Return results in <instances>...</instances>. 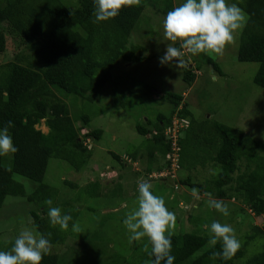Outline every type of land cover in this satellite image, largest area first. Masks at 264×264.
<instances>
[{
	"label": "trees",
	"instance_id": "1",
	"mask_svg": "<svg viewBox=\"0 0 264 264\" xmlns=\"http://www.w3.org/2000/svg\"><path fill=\"white\" fill-rule=\"evenodd\" d=\"M161 1L163 5L173 4V0ZM237 3L248 14L238 58L240 61L260 63L254 82L264 88V0H237ZM94 7L93 0H78L74 8L62 0H0V53L7 49V34L22 45L20 52L9 62H0V129L8 121L12 122L9 134L18 148L13 154L11 167L4 163V156H0V212L8 195L25 196L34 205L30 210L33 224L54 244L63 243L67 231L60 230L59 226L53 227L49 217L44 216L49 207L45 200L51 199L52 206L58 207L55 205L57 190L45 182L49 161L56 157L81 170L92 156L86 139L92 137L98 140L103 135L102 129L90 127L91 117L87 114L80 115L82 125H77L70 105L62 95L73 94L95 100L119 62L143 59L139 53L143 47L132 45L129 49V43L145 3L125 7L117 17L99 23L93 22ZM3 25L7 26V32ZM26 48L43 61L42 67H34L30 60L26 64L22 62V58H28V54L26 56L24 53L25 57L21 52ZM206 59L216 71L222 72L215 59L209 56ZM196 77V70L185 65L183 80L192 85ZM167 98L174 105L170 116L159 114L153 128L140 123L136 125L137 131L149 141L148 148L143 143L146 152L140 147L127 155L136 161L147 153L150 164L145 171H153V164L157 161L156 152L171 157L172 144L167 140L165 131L172 124L174 116H178L188 122V126L181 130L178 142L179 169L184 167L187 159L189 152L186 153V150L193 149V153L197 154L211 148L213 151L209 159L214 166L221 168L217 176L204 184L193 182L190 176L181 178L180 184L197 188L200 192H209L221 199L238 198L255 215H264V141L218 121L213 123L215 132L195 134V127L199 123L184 100L185 95L169 92ZM42 120L49 127L47 133L36 127ZM183 132L185 136L181 135ZM112 154L122 165L125 164L121 155ZM168 165L171 166L169 159ZM15 174L37 183L33 192L27 193L25 185L14 178ZM64 184L79 187L70 179H64ZM97 185L98 182L93 181L86 188L90 186L88 190H92ZM83 191L87 190L83 187L75 197L65 200L63 208L67 210L64 213L73 217L69 227L78 215V210L71 206L82 201ZM251 230L234 257L228 260L221 257L214 261L210 257L213 252L222 250V242L207 246L210 236L193 230L174 234V264H264V226L253 225ZM255 239L262 240V248L255 252L249 248L248 253V245ZM143 256L142 264H145L150 257L147 253ZM84 258H76L77 262L73 264L101 263L95 255L86 260ZM123 261L124 264H133L131 258ZM42 264L71 263L52 251L43 257Z\"/></svg>",
	"mask_w": 264,
	"mask_h": 264
},
{
	"label": "rangeland",
	"instance_id": "2",
	"mask_svg": "<svg viewBox=\"0 0 264 264\" xmlns=\"http://www.w3.org/2000/svg\"><path fill=\"white\" fill-rule=\"evenodd\" d=\"M62 1L72 8L78 5V0ZM141 2L145 3V9L131 34L129 49L132 45L143 47L139 52L143 59L138 62H119L95 100L90 101L73 94L62 95L69 103L77 125H82L80 115L87 114L91 117L90 127L103 130L100 139H86L85 143L92 151V156L84 168L76 170L66 160L53 157L45 176V182L57 190L55 205L62 213L67 210L63 208L65 200L75 197L76 192L83 187L87 190L83 191L82 201L71 206L78 210L74 223H79L81 232H73L70 226L63 243H52V251L59 253L71 264L77 262L76 258L85 256L87 259L92 255L99 259L100 264H124L123 260L126 258H131L133 264L143 263L145 252L142 248L149 243L147 237L130 242V233L123 224L126 213L137 206L138 184L141 180L151 183L153 193L162 196L167 208L175 213V234L193 230L210 236L206 226L219 221L233 227L237 239L244 245L253 225L264 226V215H255L240 199H221L212 194V198L223 200L227 205L230 214L225 217L208 206V196L205 193L209 192L199 191L197 199L192 195V187L180 184L181 178L186 176L192 177L195 183L204 184L218 175L213 174V171L221 169L220 166H214V162L209 159L213 148L197 154L193 153V149L186 150L189 153L186 154L187 159L181 169L178 166L177 150L173 151L171 157L169 154L165 157L156 152L157 161L151 172L145 171L150 164L147 153L136 161L127 155L145 146L143 143L148 148L149 141L137 131V123L153 128L159 114H172L174 105L167 98L169 92L185 95L184 100L199 123L195 127V134L215 132L213 123L218 121L264 141V88L254 82L260 63L239 60L243 30L237 34L235 44L229 46L222 57L203 53L193 56L186 53V64H192L190 67L197 74L196 80L189 85L182 78L184 67L179 70L173 65L160 63V57L164 56L167 44L170 43L164 38L163 20L169 11L184 0H173L172 5H163L161 0ZM228 3L238 5L237 0H228ZM246 15L248 18L247 13ZM3 28L8 31L6 25ZM7 43V49L0 53L1 64L9 62L22 49L20 42L10 34H7ZM21 52L26 56L28 54V58H22L23 63L30 60L34 67H42L43 61L33 52L29 53L28 48ZM206 56L215 59L222 72L216 71L206 61ZM36 127L46 133L49 131L45 120ZM181 135L185 136V132ZM112 152L121 155L125 164L122 165ZM168 159L171 166L168 165ZM12 162L13 154L4 156L7 166L11 167ZM162 170L175 176L178 187L163 181L161 176L165 174ZM14 176L25 185L27 193L36 188L37 183L29 178L20 174ZM64 179H70L79 187L65 185ZM93 181L98 182L97 188L88 190L91 185L88 189L87 185ZM32 208L34 205L25 196H7L0 212V251H10L15 238L24 228L33 230L37 235L41 234L33 224V217L30 215ZM44 216L48 217L46 213ZM262 245L261 239L250 241L248 253L249 248L255 252Z\"/></svg>",
	"mask_w": 264,
	"mask_h": 264
},
{
	"label": "clouds",
	"instance_id": "3",
	"mask_svg": "<svg viewBox=\"0 0 264 264\" xmlns=\"http://www.w3.org/2000/svg\"><path fill=\"white\" fill-rule=\"evenodd\" d=\"M93 3V22L99 23L117 17L125 7L139 6L141 0H93ZM247 23L248 18L244 10L236 3H228V0H184L169 11L163 20L164 38L170 43L167 44L164 56L160 57V63L173 65L181 70L187 65L186 53L193 56L203 53L222 57L226 49L235 44L237 34ZM11 127L12 122L8 121L7 125L0 129V156H10L18 151L9 134ZM219 171L217 168L213 174H218ZM163 173L166 175L161 176L163 181L171 184L170 178L173 177L171 185L178 186L174 175ZM192 195L199 199V189L193 188ZM205 195L208 196L207 204L210 208L225 217L230 214L223 200L212 198L211 193ZM44 203L49 206L47 215L51 225L68 231L73 217L63 214L59 207H53L51 199L45 200ZM123 224L130 233V242L147 237L149 243L143 245L142 251L147 253L150 259L146 260L145 264H174L172 236L175 234L177 218L175 213L167 208L164 198L153 193L151 183L144 180L139 182L137 206L126 213ZM206 227L209 228L210 245L215 246L217 242H222V250L213 252L210 259L214 261L222 257L228 260L234 257L241 248V243L233 227L219 221H213ZM71 230L80 233L79 223H73ZM48 236H51V233H48ZM52 248V243L43 234L37 235L33 230L24 228L15 238L10 251H0V264H42L43 257L50 255Z\"/></svg>",
	"mask_w": 264,
	"mask_h": 264
},
{
	"label": "built area",
	"instance_id": "4",
	"mask_svg": "<svg viewBox=\"0 0 264 264\" xmlns=\"http://www.w3.org/2000/svg\"><path fill=\"white\" fill-rule=\"evenodd\" d=\"M188 126V122L184 119L175 116L172 124L166 128V138L172 144L173 151H178V139L180 136V132L183 128Z\"/></svg>",
	"mask_w": 264,
	"mask_h": 264
},
{
	"label": "water",
	"instance_id": "5",
	"mask_svg": "<svg viewBox=\"0 0 264 264\" xmlns=\"http://www.w3.org/2000/svg\"><path fill=\"white\" fill-rule=\"evenodd\" d=\"M173 177L170 178L171 184H172Z\"/></svg>",
	"mask_w": 264,
	"mask_h": 264
}]
</instances>
